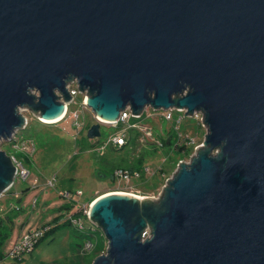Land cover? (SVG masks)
I'll return each instance as SVG.
<instances>
[{
  "label": "water",
  "instance_id": "95a60500",
  "mask_svg": "<svg viewBox=\"0 0 264 264\" xmlns=\"http://www.w3.org/2000/svg\"><path fill=\"white\" fill-rule=\"evenodd\" d=\"M70 81L98 119L88 138L126 107L205 127L156 197L90 201L107 241L90 264H264V0H0V141L23 107L60 116ZM13 173L0 147V194Z\"/></svg>",
  "mask_w": 264,
  "mask_h": 264
},
{
  "label": "rangeland",
  "instance_id": "374dc122",
  "mask_svg": "<svg viewBox=\"0 0 264 264\" xmlns=\"http://www.w3.org/2000/svg\"><path fill=\"white\" fill-rule=\"evenodd\" d=\"M83 95V92H77L67 104L65 115L54 122H44L30 109L21 108L27 122L15 130L11 140L31 138L34 142L31 154L18 151L10 139L0 141L1 149L8 154L12 153L27 169L25 178L14 179L0 197V216L4 224L2 229L7 234L0 242V264H77L81 261V255L86 262L94 252L104 253L106 238L99 226L90 227L93 223L79 210L80 205L87 203V211L88 204L96 196L116 190L156 197L176 170L179 161L188 162L194 149L192 146L191 152L172 166L167 162L169 157L177 155L175 150L172 151L167 145H159L156 140L161 142L160 137H165L167 130L175 136L179 132L191 138L194 143H201L203 139L205 127L201 124L200 111L194 110L184 115L183 110L170 108V116L166 118L161 109L146 106L137 116L127 118L130 122H137L138 127L125 130L128 136L125 137L126 143L119 146L110 143L97 152L98 142L113 132H120L122 124L119 123L123 122H118L116 126L100 123L99 135L88 138L85 130L93 119L90 109L82 110L80 107ZM73 112H77L78 119L84 121L83 127L73 126ZM178 117L181 119L176 121ZM144 130L147 134H142ZM180 143L182 141L179 139L177 144ZM137 165L142 169L138 177H131L127 182L111 177L115 168ZM158 166L165 169V173L159 176L156 173ZM50 178L52 185H47ZM60 190L67 194H58ZM32 199H35L33 203ZM5 215L11 222L4 219ZM68 215L77 219L81 227L68 221ZM46 224L51 227L44 230L19 259L7 255L17 235L20 237ZM146 227L148 233L150 226ZM85 239H89L93 246L81 254L79 245ZM92 258L87 264L91 263Z\"/></svg>",
  "mask_w": 264,
  "mask_h": 264
},
{
  "label": "built area",
  "instance_id": "2783aa9c",
  "mask_svg": "<svg viewBox=\"0 0 264 264\" xmlns=\"http://www.w3.org/2000/svg\"><path fill=\"white\" fill-rule=\"evenodd\" d=\"M65 85H66V89L68 90V93L71 96V98L69 100H67V101H64V110H63L62 114L56 120H51L53 122L61 119L65 115V113L67 112V104L73 99V96L77 92H80L77 89V85H76L75 81H70V82L66 83ZM83 93L85 95V92H83ZM84 95H83V97H84ZM80 107L82 108V110L89 109L87 107V105L84 103V100L82 101V99H80ZM162 111H164L163 112L164 114L162 113L164 115V117L168 118L170 116L169 109L162 110ZM89 112H90V116L93 119V121H98L96 115L94 113H92L90 110H89ZM130 116H137V115H131L129 108L126 107L123 111L119 112V114L117 115V117L115 118L114 121L107 122V124H111V126H116L118 122H123L122 125H121V128H120L121 131L120 132H118V131L117 132H113V133L107 135L103 139V141L102 140L99 141L98 144H97V148H96L97 152L98 151L100 152L101 150H103V147L105 145H107V144L112 143L113 145L119 146V145H121L122 143L125 142V137L127 136L125 130L127 128H129V127H134V128L138 127V123L137 122H133V121L130 122V121L127 120V118L130 117ZM37 117H38V119H40V117L38 115H37ZM180 119H181V117H178L176 121H179ZM40 120H42V119H40ZM26 122H27L26 116L24 115L23 126L26 124ZM44 122H46V121H44ZM47 122H50V121H47ZM71 122H72V124H73V126L75 128H81V127L84 126V121L82 119H78V113L77 112H73L72 121ZM142 134H147V131L144 130V133H142ZM142 134H141V136H142ZM12 137H13V134H12L10 140L12 139ZM179 139L182 142H184V143L193 144L192 145L193 147H197L200 144L198 142L194 143V141L191 138L187 137V139H186V136H182L178 132V134L176 136V142ZM11 141H12L11 144H12L13 147H15L18 151L21 150L25 154H31L33 152V150H34V142L31 140V138H24V139H21V140H18V141H14V140H11ZM156 141L159 143V145H161V142H159L158 140H156ZM8 155L10 156L11 162H12V164L14 166L13 180L14 179H24L26 174H27L26 167L12 153L8 154ZM146 168H147V166H146ZM143 170H144V168H143ZM141 172H142V169L141 170H136V169L130 170V169L119 167V168H115V169L112 170V172H111L112 176L111 177L115 176V177L120 178L124 182H127L131 177L140 176ZM46 184L47 185H52V179L51 178L48 179ZM3 192L0 194V196L3 195ZM77 192L80 193V190H77ZM59 193L60 194H64V195L67 194V192H62V191H59ZM34 200L35 199H32V203L34 202ZM82 207H83V210L85 212V216L87 217V215H86V207L85 206H82ZM67 218H68V221H71V222L75 223L77 225V227H81V223H79L78 220L75 219L73 216L68 215ZM95 226H97V225L90 224L91 228H93ZM48 228H49V225L46 224V225H43L39 229H36L34 231H27L24 234H22V236L17 237L12 242L10 248L8 249L7 255L12 257V258L19 259L26 251H28L34 245V243L36 242L38 237L42 234V232L44 230L48 229ZM145 234H147L146 229H144L141 232V237H144ZM92 246H93V244H92V242L89 239H85L83 241V243L81 244V248L84 249V250H89V249H91Z\"/></svg>",
  "mask_w": 264,
  "mask_h": 264
},
{
  "label": "trees",
  "instance_id": "16d2710c",
  "mask_svg": "<svg viewBox=\"0 0 264 264\" xmlns=\"http://www.w3.org/2000/svg\"><path fill=\"white\" fill-rule=\"evenodd\" d=\"M122 123H119V125H121ZM127 135V134H126ZM160 139H161V144L162 145H167V146H169V148L170 149H172V151L173 150H175V153L177 154L175 157H173V158H170L169 157V160H168V162L167 163H171V165L173 166L174 165V163L178 160V159H180V158H182V157H185V156H187L190 152H191V149H192V144H189V143H184V142H182V143H180V144H177V142H176V136L175 135H173L169 130H167L166 131V133H165V137H160ZM186 139H187V137H186ZM185 139V140H186ZM187 141V140H186ZM126 143V142H125ZM1 147V146H0ZM121 168H123V167H121ZM126 169H130V170H132V169H136V170H141V166H139V165H137V166H128ZM156 173L158 174V176L159 175H161V174H164L165 173V169L163 168V167H160V166H158V168L156 169ZM21 191H23V190H21ZM61 191V190H60ZM5 192H3V194H4ZM58 194H60V193H58ZM61 195V194H60ZM2 196V195H1ZM0 196V197H1ZM93 198V196L92 197H90L89 198V200H91ZM87 204V203H86ZM86 204H82V205H80L81 207H79V210H81L82 211V213L83 214H85V212H84V210H83V207L82 206H86ZM16 209H17V206L15 207ZM85 208V207H84ZM5 220H9V218L5 215V218H4ZM10 222H11V220H9ZM3 219H2V217L0 216V242H1V240H2V238L3 237H5V236H7V234H5L6 233V231H4L3 229H2V227H3ZM56 225V224H55ZM49 227H51L50 225H49ZM81 247V245H79V251L81 252V254H85V252H88L89 250H84V249H82V248H80ZM97 253L96 252H94V254L92 255V257L93 256H95ZM82 256L83 255H81L80 257H81V261H80V263H77V264H87V262H88V260H90L92 257H90L86 262H84V260H83V258H82Z\"/></svg>",
  "mask_w": 264,
  "mask_h": 264
},
{
  "label": "bare ground",
  "instance_id": "6f19581e",
  "mask_svg": "<svg viewBox=\"0 0 264 264\" xmlns=\"http://www.w3.org/2000/svg\"><path fill=\"white\" fill-rule=\"evenodd\" d=\"M60 116H58L57 118H59ZM57 118L53 119V120H56ZM43 121H50V120H43ZM51 122V121H50ZM131 193V192H130ZM136 195V194H135Z\"/></svg>",
  "mask_w": 264,
  "mask_h": 264
},
{
  "label": "crops",
  "instance_id": "0c3cea01",
  "mask_svg": "<svg viewBox=\"0 0 264 264\" xmlns=\"http://www.w3.org/2000/svg\"><path fill=\"white\" fill-rule=\"evenodd\" d=\"M25 188H27V187H25ZM25 188H23V189H21V190H24ZM17 237H19V235H17L16 238H17ZM16 238H15V239H16Z\"/></svg>",
  "mask_w": 264,
  "mask_h": 264
},
{
  "label": "clouds",
  "instance_id": "9594fccd",
  "mask_svg": "<svg viewBox=\"0 0 264 264\" xmlns=\"http://www.w3.org/2000/svg\"><path fill=\"white\" fill-rule=\"evenodd\" d=\"M93 122H95V121H93ZM105 124V123H104ZM107 124V123H106ZM88 127V126H87ZM87 129V128H86ZM85 132H86V130H85ZM128 137V136H127Z\"/></svg>",
  "mask_w": 264,
  "mask_h": 264
}]
</instances>
